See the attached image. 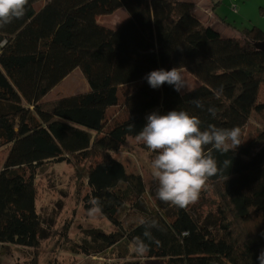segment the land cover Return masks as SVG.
I'll list each match as a JSON object with an SVG mask.
<instances>
[{"label":"trees","instance_id":"16d2710c","mask_svg":"<svg viewBox=\"0 0 264 264\" xmlns=\"http://www.w3.org/2000/svg\"><path fill=\"white\" fill-rule=\"evenodd\" d=\"M26 7L15 33L0 35V245H40L46 236L36 208L37 174L69 163L78 172L86 165V206L97 198L101 213L119 230L89 232L88 239L76 246L66 242L65 249L102 255L115 248L130 255L144 227L123 228L120 214L129 197L142 199L147 191L140 173L130 172L115 154L136 139L154 111H187L202 129L242 130L253 113L264 114V51L254 45L264 41V31L255 26L243 29L240 38L223 37L201 22L193 3L179 0H28ZM121 8L130 18L118 29L100 21ZM173 67L194 76L199 86L181 94L167 83L153 89L144 79ZM77 69L89 91L48 100ZM214 155L221 162L231 158L228 169L207 181L215 188L217 214L202 218L175 206L171 214L162 205L147 210L145 219H155L160 228L152 229L158 243L150 244L146 257L162 264H259L264 132L235 152Z\"/></svg>","mask_w":264,"mask_h":264},{"label":"rangeland","instance_id":"374dc122","mask_svg":"<svg viewBox=\"0 0 264 264\" xmlns=\"http://www.w3.org/2000/svg\"><path fill=\"white\" fill-rule=\"evenodd\" d=\"M239 1H233V3L232 0H225L219 5L223 7L224 16L228 15L229 23L241 29V32L245 28L251 29L255 26L264 31V0ZM39 7L40 5L37 10ZM129 18L125 9L121 8L114 14L101 16L100 21L106 26L118 29ZM23 21L24 18L13 20L12 23L0 28V35L14 34ZM183 73L191 90L199 86L194 76L185 70ZM133 86L129 85L126 89L131 90ZM87 91H89L88 82L82 71L77 69L47 97L48 100L53 101L62 96H72ZM261 100H264V93H261ZM110 118H113V113H110ZM261 132H264V114L253 113L250 121L241 130L243 143L238 147L248 145ZM154 155L155 153L150 152L135 138H129L119 153L115 154L130 172L140 173L147 191L142 199L134 195L127 199L120 214V224L127 230L140 224L149 209L162 205L171 214L175 210L173 205L157 198L158 182L152 178L148 167ZM4 157L5 153H2L1 162ZM85 167L86 165H81L78 172L73 165L60 163L39 170L36 177L38 187L36 208L42 217L43 232L46 237L35 249L0 245V264H31L32 261L36 264H162L161 260L151 259L145 255L137 256L132 251L130 255L119 254L117 251L114 252L115 248L102 255L94 252L85 253L81 248H79L80 252L65 249L66 242L81 241L89 232L100 230L111 234L119 230V227H116L101 212L95 217H89L88 210L91 206H86L88 185ZM215 199V188L206 183V188L201 192L199 200L188 208L195 214H201L202 218L213 211L217 214L214 206ZM211 221L215 225L217 219L211 218ZM216 230L219 231L218 228Z\"/></svg>","mask_w":264,"mask_h":264},{"label":"clouds","instance_id":"9594fccd","mask_svg":"<svg viewBox=\"0 0 264 264\" xmlns=\"http://www.w3.org/2000/svg\"><path fill=\"white\" fill-rule=\"evenodd\" d=\"M28 0H0V28L23 18ZM150 87L158 89L165 83L183 94L191 91L180 67L171 70L157 69L146 74ZM198 108H203L199 101H193ZM215 117L214 108L208 109ZM147 123L137 133L136 139L155 153L149 162L152 178L158 182L157 198L178 208H186L196 203L201 192L206 188L210 177L221 173L231 166V158L218 161L214 153L226 155L235 152L243 142L238 127L218 128L214 125L201 127V120L184 110H171L166 114L152 112L146 117ZM135 125H130L129 129ZM89 217H95L102 211L97 198L89 201ZM143 238H134L131 251L137 256H144L150 251V244L158 241L152 235V229L160 228L155 219H143ZM259 264H264V249L257 257Z\"/></svg>","mask_w":264,"mask_h":264},{"label":"crops","instance_id":"0c3cea01","mask_svg":"<svg viewBox=\"0 0 264 264\" xmlns=\"http://www.w3.org/2000/svg\"><path fill=\"white\" fill-rule=\"evenodd\" d=\"M194 4V12L201 22L219 32L226 38H240L243 33L241 29L229 23L228 15L224 16L223 7L219 5L225 0H179ZM239 1V0H232ZM240 2V1H239ZM234 3V2H233ZM235 8V7H234ZM199 85V82L197 83ZM185 92V90L183 91ZM49 96V95H48Z\"/></svg>","mask_w":264,"mask_h":264},{"label":"water","instance_id":"95a60500","mask_svg":"<svg viewBox=\"0 0 264 264\" xmlns=\"http://www.w3.org/2000/svg\"><path fill=\"white\" fill-rule=\"evenodd\" d=\"M255 47L258 48L259 50L264 51V41L261 42H255Z\"/></svg>","mask_w":264,"mask_h":264},{"label":"built area","instance_id":"2783aa9c","mask_svg":"<svg viewBox=\"0 0 264 264\" xmlns=\"http://www.w3.org/2000/svg\"><path fill=\"white\" fill-rule=\"evenodd\" d=\"M211 264H218V263H211Z\"/></svg>","mask_w":264,"mask_h":264}]
</instances>
